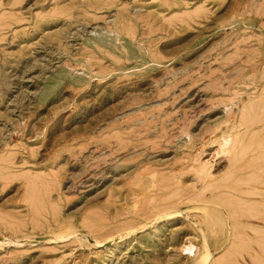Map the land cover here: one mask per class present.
<instances>
[{
    "label": "rangeland",
    "instance_id": "obj_1",
    "mask_svg": "<svg viewBox=\"0 0 264 264\" xmlns=\"http://www.w3.org/2000/svg\"><path fill=\"white\" fill-rule=\"evenodd\" d=\"M202 230L264 264V0H0V264H193Z\"/></svg>",
    "mask_w": 264,
    "mask_h": 264
},
{
    "label": "bare ground",
    "instance_id": "obj_2",
    "mask_svg": "<svg viewBox=\"0 0 264 264\" xmlns=\"http://www.w3.org/2000/svg\"><path fill=\"white\" fill-rule=\"evenodd\" d=\"M228 134V133H227ZM226 144V143H225ZM227 144H229L228 142H227ZM226 144V145H227ZM221 147H222V145H221ZM232 147V146H231ZM204 148V147H203ZM234 148V147H233ZM247 148V147H246ZM208 149H210V146L208 147ZM226 149H229V148H227L226 147ZM233 150V149H232ZM204 151H206V150H204ZM227 152L229 151V150H226ZM231 151V150H230ZM240 153V151L238 152V154ZM237 154V155H238ZM237 155H236V157H237ZM234 156H235V154H234ZM239 156V155H238ZM233 159H234V157H233ZM239 160V159H238ZM237 161V160H236ZM240 167V166H239ZM206 173V172H205ZM206 175H209L208 173H206ZM153 176V175H152ZM252 176H254L253 174H252ZM251 176V177H252ZM232 177V176H231ZM249 179H250V177H249ZM215 180L216 179H214V181L213 182H215ZM219 180V179H218ZM227 181V180H226ZM212 182V181H211ZM211 182H209V185L211 184ZM208 185V186H209ZM224 187H226L227 189H228V191H232V190H235V191H237L238 189L237 188H235V187H233V186H231V185H228V184H224L223 185ZM237 189V190H236ZM254 189H255V187H254ZM228 191H225V192H228ZM230 193V192H229ZM244 193V192H243ZM249 193L250 194H253V193H255L254 191H253V189H251L250 191H249ZM197 194H199V193H197ZM232 194H236V192H234V193H232ZM232 196V198H233V195H231ZM150 198H152V197H150ZM228 198H231V197H227V196H223V197H220V199H218V200H212V199H206V198H202L201 196H200V198L197 196V197H193L192 198V200L191 201H194V202H203L204 203V209H205V212H206V214H208V215H211V218H208V217H210V216H208L207 215V217H206V219L208 220V221H206V226H211L210 224H214V223H216V221H219L220 220V218L223 220V219H225V217H223V212H224V208H226L227 210H228V213H229V216L230 217H236V214H238V212H239V209L235 206V204H234V200L231 198L230 200L228 199ZM258 201V200H257ZM208 203V204H207ZM210 203V204H209ZM200 205H202V204H200ZM253 204L251 203V206H252ZM158 206V205H157ZM255 207V206H254ZM171 209V208H170ZM252 210H253V208H252ZM226 211V210H225ZM178 213L180 214V211H178V210H176L175 209V211H170V212H167V213H163V215L162 214H160L158 217H157V219L159 220L160 218L162 219V218H172V217H175V216H177L178 215ZM226 213V212H225ZM182 214V213H181ZM227 218V217H226ZM157 219H155V220H157ZM220 222V221H219ZM218 222V223H219ZM152 223V222H151ZM194 223V222H193ZM224 223V222H223ZM217 224V223H216ZM215 225V224H214ZM196 226H197V224H196ZM199 226V225H198ZM197 226V227H198ZM216 226V225H215ZM143 227V226H142ZM199 228V227H198ZM212 229H214V228H212ZM67 230V229H66ZM66 230H62V231H64V232H61V233H59L58 235L60 236V238H63V237H65V236H67V235H70L71 234V232H70V234H68V232L66 233ZM135 230V229H134ZM68 231V230H67ZM133 231V230H132ZM200 231H201V229H200ZM203 231V239H204V250H203V252H202V254H200V256H198V255H196V254H193V255H195V257H196V261L193 263V264H208V261H209V259H210V256H211V251H210V249H209V245H208V242H210L209 241V234H210V232H209V234H208V232L207 231H204V230H202ZM213 231V230H212ZM76 233V231H73V233ZM128 233H131V232H127V234ZM80 234V233H79ZM98 236H101V235H96L95 237H94V240H92L90 243H92L93 241H94V243H101V242H103L104 240H100L99 238L100 237H98ZM57 237V236H56ZM84 237H86V236H84ZM28 238V237H27ZM59 238V239H60ZM108 239H106L107 241L108 240H111L112 238L110 237L109 238V236L107 237ZM104 241L103 243L105 244V242H107V241ZM90 241V240H89ZM188 244V243H187ZM193 244V242L192 241H190L189 242V244L188 245H185V247H184V250H189L190 252H192L193 251V248H192V245ZM192 264V263H191Z\"/></svg>",
    "mask_w": 264,
    "mask_h": 264
}]
</instances>
